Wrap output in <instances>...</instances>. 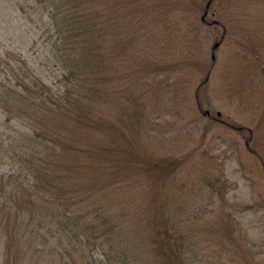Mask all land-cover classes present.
Listing matches in <instances>:
<instances>
[{
	"label": "rangeland",
	"instance_id": "rangeland-1",
	"mask_svg": "<svg viewBox=\"0 0 264 264\" xmlns=\"http://www.w3.org/2000/svg\"><path fill=\"white\" fill-rule=\"evenodd\" d=\"M118 1L102 0L100 8L110 11ZM115 9L134 14L131 37L137 38L128 55L118 50L112 84L122 88L128 76L134 103L112 87L116 100L100 105L123 177L115 200L97 193L74 214L101 212L97 200L121 235L114 248L154 254L157 262L152 244L144 243L153 228L142 224L143 234L130 241L131 224L136 213L151 221L164 208L162 230L176 237L179 264H264V0H125ZM31 10L28 3L0 0V57L28 58L56 86L60 66ZM0 119V173L8 174L18 158L9 136L18 131L10 124L28 129L15 118L5 122L1 110ZM75 138L82 149L90 140L82 129ZM143 150L160 159L163 172L139 165L146 163ZM73 156L69 151L65 158ZM93 222L101 231V219ZM90 250L92 264H107L100 250ZM27 257L31 264L63 261L32 249Z\"/></svg>",
	"mask_w": 264,
	"mask_h": 264
},
{
	"label": "trees",
	"instance_id": "trees-1",
	"mask_svg": "<svg viewBox=\"0 0 264 264\" xmlns=\"http://www.w3.org/2000/svg\"><path fill=\"white\" fill-rule=\"evenodd\" d=\"M18 1L28 3L31 13L40 15L45 25L42 33L50 41L60 71L57 85L52 86L43 80L37 64L28 58L8 52L0 57V110L4 121L8 123L15 118L28 129L22 131L10 124L18 131V136L9 134L14 135L17 148L11 146L18 149V158L13 160L14 172L0 173L3 264H31L28 249L36 254L49 253L52 261L58 256V262L63 260L59 264H92L90 249L100 250L107 264H179L181 256L173 249L176 237H169L162 230L168 226L164 208H159L161 214L157 213L151 221L136 213L138 221L131 224L130 241L143 234L142 224L149 232L153 228V234L146 235L143 242L152 244L157 262L154 254L150 258L147 253L114 248L121 235L97 200L101 212L96 211L89 218L74 214L97 193L115 200L113 189L118 187V177H123L116 168L117 149L109 144L114 132L106 127L111 124L102 115L100 105L103 99L110 103L116 100L110 89L120 66L114 62L118 50L128 55L137 39L131 37L136 24L134 14L115 12L116 4L123 5L125 0L107 6L110 11L100 8L102 0ZM128 79L125 76L123 87L113 89L134 103V90L126 93L132 87ZM81 129L90 139L84 149L75 146L78 142L75 137ZM69 151L74 152L70 160L65 158ZM146 152L140 154L146 163L138 162L139 165L163 172L160 159L148 157ZM133 159H129L130 165ZM262 166L264 170V159ZM173 168L166 171L170 173ZM127 173L124 171L126 177ZM169 173L160 176L165 180ZM100 219L101 231L93 222Z\"/></svg>",
	"mask_w": 264,
	"mask_h": 264
},
{
	"label": "water",
	"instance_id": "water-1",
	"mask_svg": "<svg viewBox=\"0 0 264 264\" xmlns=\"http://www.w3.org/2000/svg\"><path fill=\"white\" fill-rule=\"evenodd\" d=\"M217 114H218V115H220V113H219V112H218Z\"/></svg>",
	"mask_w": 264,
	"mask_h": 264
}]
</instances>
